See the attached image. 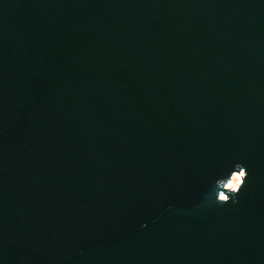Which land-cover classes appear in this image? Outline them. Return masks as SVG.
<instances>
[{
	"label": "water",
	"instance_id": "obj_1",
	"mask_svg": "<svg viewBox=\"0 0 264 264\" xmlns=\"http://www.w3.org/2000/svg\"><path fill=\"white\" fill-rule=\"evenodd\" d=\"M0 264H264V0H0Z\"/></svg>",
	"mask_w": 264,
	"mask_h": 264
},
{
	"label": "bare ground",
	"instance_id": "obj_2",
	"mask_svg": "<svg viewBox=\"0 0 264 264\" xmlns=\"http://www.w3.org/2000/svg\"><path fill=\"white\" fill-rule=\"evenodd\" d=\"M239 174H234V176L232 177V179H231V181L228 183V185L229 184H233V185H235V184H237L238 183V187L240 186V184L242 183V180H241V178L242 177H240V181L239 182H237L236 181V177L238 176ZM238 187H234V188H230V187H228L230 190H237L238 189Z\"/></svg>",
	"mask_w": 264,
	"mask_h": 264
},
{
	"label": "snow or ice",
	"instance_id": "obj_3",
	"mask_svg": "<svg viewBox=\"0 0 264 264\" xmlns=\"http://www.w3.org/2000/svg\"><path fill=\"white\" fill-rule=\"evenodd\" d=\"M244 173L240 172L239 175L235 178L237 182L240 181V177H243ZM228 187L230 188H234V187H238V183L233 185V184H229ZM222 199H227V197H222Z\"/></svg>",
	"mask_w": 264,
	"mask_h": 264
},
{
	"label": "clouds",
	"instance_id": "obj_4",
	"mask_svg": "<svg viewBox=\"0 0 264 264\" xmlns=\"http://www.w3.org/2000/svg\"><path fill=\"white\" fill-rule=\"evenodd\" d=\"M242 172H243V171H242ZM243 173H244V172H243ZM244 175H245V173H244ZM244 175H243V176H244ZM238 192H239V190H237V191L235 192V194H237ZM235 194H233V195H235ZM222 200H223V199H222ZM227 202H228V201H227Z\"/></svg>",
	"mask_w": 264,
	"mask_h": 264
}]
</instances>
